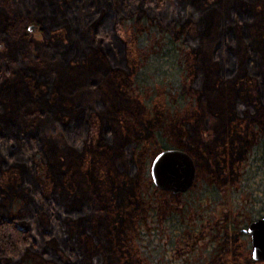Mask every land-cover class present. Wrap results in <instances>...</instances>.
Segmentation results:
<instances>
[{
	"label": "trees",
	"instance_id": "1",
	"mask_svg": "<svg viewBox=\"0 0 264 264\" xmlns=\"http://www.w3.org/2000/svg\"><path fill=\"white\" fill-rule=\"evenodd\" d=\"M11 36L0 264H264L242 231L264 212V0H0ZM162 147L191 156L186 189L152 182Z\"/></svg>",
	"mask_w": 264,
	"mask_h": 264
},
{
	"label": "water",
	"instance_id": "2",
	"mask_svg": "<svg viewBox=\"0 0 264 264\" xmlns=\"http://www.w3.org/2000/svg\"><path fill=\"white\" fill-rule=\"evenodd\" d=\"M30 29L34 26L29 24ZM148 171L152 182L171 192L186 189L194 178V163L183 149L162 147L149 160ZM248 236L249 255L252 259H264V212L249 219L242 227Z\"/></svg>",
	"mask_w": 264,
	"mask_h": 264
},
{
	"label": "rangeland",
	"instance_id": "3",
	"mask_svg": "<svg viewBox=\"0 0 264 264\" xmlns=\"http://www.w3.org/2000/svg\"><path fill=\"white\" fill-rule=\"evenodd\" d=\"M130 29L129 27H126L123 29V34L125 37H130ZM28 38H30L35 44L37 43H41L43 41V36L40 34V33H32V31H28V34H27ZM16 40H17V37H14V36H11L10 40L8 41V43H2L0 44V56H3V57H6V56H9V55H12L15 53V44H16ZM135 42H137V40H135ZM104 86V85H103ZM22 112H20L18 114L19 116V119L21 120V122L23 123H37V122H40V123H43V119L41 117H38L37 115L35 114H29L27 111L30 107V105L27 103H24L23 106H22ZM146 166L148 168V165H149V160H147L146 162ZM74 167H72L73 169ZM57 188H58V185H57ZM167 255V254H166ZM170 260H168V262H166L167 264H173V263H179L178 262V258L176 257V261H172V262H169Z\"/></svg>",
	"mask_w": 264,
	"mask_h": 264
}]
</instances>
